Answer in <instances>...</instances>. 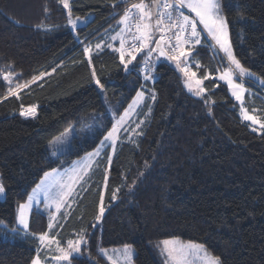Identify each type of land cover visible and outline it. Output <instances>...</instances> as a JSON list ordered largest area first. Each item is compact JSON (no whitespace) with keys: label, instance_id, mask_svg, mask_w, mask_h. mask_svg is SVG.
I'll list each match as a JSON object with an SVG mask.
<instances>
[{"label":"trees","instance_id":"trees-1","mask_svg":"<svg viewBox=\"0 0 264 264\" xmlns=\"http://www.w3.org/2000/svg\"><path fill=\"white\" fill-rule=\"evenodd\" d=\"M134 1L71 0L72 17H93L73 30L58 0H0V73H13V87L38 78L19 98L5 99L8 83L0 76V180L6 189L0 198V222L15 228L18 204L44 172L66 167L92 151L111 128L113 116L91 76L95 68L114 115L119 116L140 90L145 101L125 128L129 130L121 132L112 165L107 164V148L87 191L81 190L57 231L64 243L81 229L87 231L91 256L86 253L72 264H110L98 247L125 244L135 249V264H164L157 245L172 238L203 244L223 264H264V130L252 131L241 118L227 85L214 77L219 56L207 44L197 46L188 63L201 78L210 74L203 80L208 104L185 88L174 62L157 60L155 52V80L145 81L138 70L125 72L114 51L120 41L111 37L121 26L115 23L124 8ZM224 3L235 55L264 77V0ZM40 24L47 27H37ZM132 33L128 44L135 42ZM97 43L102 50L95 48ZM88 45L91 66L84 55ZM140 61L142 54L133 63ZM153 90L155 101L150 99ZM21 105H36V117L20 116ZM141 121L136 131L143 134L129 137ZM71 126L75 134L70 151L53 157L48 142ZM117 187V200L112 201ZM101 192L106 211L96 221ZM47 230V217L34 209L29 232ZM37 247L38 239L30 234L0 238V264H30Z\"/></svg>","mask_w":264,"mask_h":264},{"label":"snow or ice","instance_id":"snow-or-ice-1","mask_svg":"<svg viewBox=\"0 0 264 264\" xmlns=\"http://www.w3.org/2000/svg\"><path fill=\"white\" fill-rule=\"evenodd\" d=\"M58 2L67 9L68 25H71L73 29L76 28L77 20L80 17L72 18V10L69 0H58ZM230 2V0H229ZM225 3L224 0H151V4L140 0L139 3L132 4L129 8H126L123 16L118 23L124 25L115 36H112V40L119 39L120 46L115 48L114 51L119 54L120 64L123 65L125 72L139 71L143 74L145 81L155 80L156 62L152 59V54L157 53L156 59L164 57L168 61L175 63V68L179 70L184 76V86L187 90L197 97L204 99V102L208 104L210 97L204 96L206 89L202 87L203 80L209 79L210 74H206L202 79H194L196 73L191 71L189 66V58L192 56L193 50L202 44H207L208 47L217 49L224 55L220 57L221 62L226 60L227 66L219 72L218 79L224 81L231 95L240 102V114L244 121H250L252 125H258L260 129H264V120H261L256 115L249 114V109L244 106L245 95L250 91L245 86L246 80L251 79L254 84H258L264 87V77H259L256 73L250 71L240 60L237 59L233 52L232 44L229 38V21L224 12ZM133 9L136 10L133 13ZM156 9V11H153ZM45 13L49 11L47 7L44 9ZM153 17H155L154 23ZM241 19L243 16L241 15ZM134 23L135 33H132L131 24ZM37 27L46 28L44 24L37 25ZM125 30L131 34V39L134 43L128 44V40L125 38ZM161 33L158 40H153L155 33ZM167 33H172L171 36H167ZM175 43H172V41ZM155 43L156 47L151 48L149 45ZM126 44L128 46L126 47ZM108 48H112L111 44L106 45ZM96 49L101 48V44L95 45ZM145 49L147 52L145 53ZM92 46L88 45L84 48V55L88 59L89 66L92 65ZM142 54V61L134 64L137 61V56ZM142 64V66H140ZM129 65H132L129 68ZM197 68L200 67L198 61L195 62ZM55 71V69H53ZM45 74L41 73L39 78H43ZM2 79L8 83L7 95L19 98L21 90L30 87L32 83H35L38 79L33 77L31 81H26L23 84L16 83L13 87V73H0ZM92 79L95 85L101 90H104V84L101 82L96 74L95 68L91 71ZM143 87V86H142ZM155 101L156 95L153 90V94L150 97ZM145 100L144 91L136 92V96L132 102L124 109L123 114L119 119L115 120L111 128L107 131L103 139L100 140L96 148L86 153L85 157L79 162H74L70 169H65L61 172L57 168L46 171L43 174L40 182L32 189L31 194L28 195L27 200L24 203H19L17 206V224L22 226V229L35 236L40 247L36 249V256L33 258L31 264H47L48 257L45 256L44 260L41 259V250L47 249L53 251L52 245H55V254L51 256V259L56 261L57 264H72V261L80 256H84L86 253L90 257L88 252V238L86 229H81L76 234L75 239H68L66 243L62 244L60 240L54 236L50 237L48 232L40 233L39 235L29 232V214L34 205H40L43 203L44 209L49 211V223L48 229L51 230L55 227L53 221L56 220V216L51 213V208L54 206L57 213L64 207H71L68 203L69 198L74 194H77L76 189L78 185H81L85 181V177L89 174L92 166L95 164L99 166L97 158L102 156L105 148H111L112 154L107 155V164L112 165V156L116 152L117 141L120 139L119 133L121 129L128 123L129 118L136 112L137 107ZM107 103V98L105 97ZM214 103V101H211ZM151 108H149V112ZM211 111V110H209ZM257 109H252L255 113ZM20 116L25 118H35L37 115V106L31 105L25 107L21 105ZM143 122L136 124L135 129H130L135 135H142V132H137ZM129 130V129H125ZM252 131H257L256 127L252 128ZM67 132V130H66ZM65 134H61L63 137ZM62 143L61 138H55L50 143ZM135 143V140L132 141ZM55 155V153H53ZM147 166V165H146ZM104 189H107L109 167L104 169ZM142 176L143 173H140ZM131 185L129 189L131 190ZM6 189L2 180H0V196H3ZM84 191H87L84 188ZM120 188L117 187L112 191L111 200H117V193ZM106 211L105 198L103 192H101L99 198V210L95 217L96 221H100ZM70 215V213H65ZM2 223V222H0ZM160 249L161 255L164 257V264H223L221 257L209 252L203 244L194 242H183L179 239H166L163 240L161 245H157ZM100 254L106 257L110 264H118L122 259L123 264H132L134 250L132 245L125 244L122 250H113V254L110 255L105 248L99 249Z\"/></svg>","mask_w":264,"mask_h":264},{"label":"rangeland","instance_id":"rangeland-1","mask_svg":"<svg viewBox=\"0 0 264 264\" xmlns=\"http://www.w3.org/2000/svg\"><path fill=\"white\" fill-rule=\"evenodd\" d=\"M69 2H71V0H69ZM70 6H71V4H70ZM66 10H67V9H66ZM67 11H68V10H67ZM122 16H123V15H120V16H119V18H118V20L116 21L115 25L120 24V23H118V21H120V19H121ZM72 18L75 19L76 17H72ZM80 18H81V19H80V20H77V22H76V25H77V26H81V25H85V24L89 23V21H90L93 17H92V16H87V17H80ZM70 26H71V25H70ZM77 26H76V27H77ZM71 27H72V26H71ZM122 28H124V25L121 24L120 28L117 29V31H115V32L112 33V36H115L118 32H120ZM72 29H73V28H72ZM75 29H76V28H75ZM75 29H73V30H75ZM129 34H130V33H128L127 31H125L124 35H125V38H126V39L129 38ZM109 36H110V35H108V37H109ZM229 38H230V41H231L230 32H229ZM116 40H119V39H116ZM114 41H115V40H114ZM101 43H102V42H101ZM119 43H120V42H119ZM231 44H232V41H231ZM119 45H120V44H119ZM154 47H155V45H154ZM232 48H233V45H232ZM215 51L218 53V56H219V62H220V63L218 64V67H219L220 71H222L223 68L227 66V62H226V60H225L224 62H221L220 57H222L224 54H223L222 52H219V51H218V47H217V49H215ZM233 52H234V50H233ZM234 54H235V53H234ZM236 57H237V56H236ZM237 59H238V57H237ZM241 64H242V63H241ZM242 65H243V64H242ZM249 70H250V69H249ZM191 71H192V70H191ZM250 71H252V70H250ZM192 72H194V71H192ZM252 72H253V71H252ZM256 75H257V74H256ZM218 76H219V72H217V73L214 75V77L217 78V79H218ZM257 76H258V75H257ZM194 79H202V78H201L200 76H198L197 73H196V77H195ZM218 80H219V79H218ZM220 81H221V80H220ZM221 82L225 83L224 81H221ZM225 84H226V83H225ZM226 85H227V84H226ZM201 86L203 87V84H202ZM245 86H246L247 88H249L250 91H249L248 93H246V95H245L244 106H245L246 108L249 109V114L256 115V116H257L258 118H260L261 120H264V94H263V92L261 91L262 87L259 86L258 84H254V83L252 82L251 79L246 80ZM227 87H228V86H227ZM259 87H260L261 89H260ZM262 90L264 91V89H262ZM100 91H101V90H100ZM140 91H142V90H140ZM228 91H229V93H230V95H231V91L229 90V88H228ZM101 94H102V98H103V100H104V103H105V105H106L107 111L113 116V120H114V123H115V120H116V119H119V117L123 114L124 111H123L119 116L114 115V112L111 110L112 107H111V105L109 104V101H108V98H107L106 94L104 93V91H101ZM135 96H136V95H135ZM105 97L107 98V103L105 102ZM231 97L236 101V103H237V105H238V107H239V114H240V102L237 101L232 95H231ZM248 97H250V100H248ZM132 100H133V99H132ZM144 101H145V100H144ZM144 101L141 103V105H139V106L137 107L136 112L132 114V116H131V117L129 118V120H128V123L124 126L123 129H121V132H122V131H123V130H124V129H125L130 123H131V121H133V119H134L135 116L137 115V112H138L139 108L143 105ZM131 102H132V101H131ZM131 102H130V103H131ZM252 109H257L258 111H256L255 113H253V112H252ZM240 116H241V114H240ZM241 118H242V117H241ZM246 122L249 123V125H250L251 128L256 127V128H257V131H256V132H262V131L264 130V129H260L258 125H252L250 121H246ZM135 128H136V125L133 126L132 129H135ZM66 130H67V132H66ZM66 130H64L63 132H61L60 134H58L57 136H55L54 138H52V139L48 142V144H47L48 149H49V152H50V154H51L53 157L61 156V155H63V154L68 153V152L70 151L71 147H72V139H73V135L75 134V129H74L73 126H71V127L67 128ZM121 132L119 133V136H120ZM62 133L65 134L63 137L61 136ZM129 135H130L129 137H134L135 133H133V132L131 131V132H129ZM58 137L62 139V141H63L62 143H60V142L50 143V142L54 141L55 138H58ZM117 142H118V141H117ZM106 149H107V148H105V150H106ZM93 150H94V149H93ZM93 150H92V151H93ZM105 150H104V151H105ZM90 152H91V151H90ZM53 153H55V155H53ZM103 154H104V153H102V155H103ZM110 154H112V151H111ZM110 154H109V155H110ZM85 155H86V154H84V155L81 156L80 158H76L75 160H73V161H72L69 165H67L66 167H63V168H57V169H59L61 172H63L65 169H70V168L73 166L74 162H79V161H81L82 158L85 157ZM113 156H114V155H113ZM113 156H112V157H113ZM100 158H101V157L97 158V160L99 161ZM96 167H97V166H96L95 164L92 166L91 171H90L89 174L85 177V181H86V182H82L81 185H78V186H77V189H76L77 194H74L72 197L69 198L68 203L71 205V207H64V208H62V209L60 210L59 213L56 212L54 206H53V207L51 208V210H50L51 213L54 214V215L56 216V220L53 221L55 227H54L53 229H51V230L48 229L46 232L49 233V236H50V237L54 236L56 239L60 240L62 244H64V242H63V240L60 239V237H59L57 231H58L59 228L61 227L60 225H61V224L63 225L64 220L66 221V220L69 218L70 215H67V216H66L65 213H70V214H71L72 209L74 208L77 199L81 196V195H79V193L81 192V190H83L84 187L87 189V186L90 185V182H91L92 180H89V179H90V178H91V179L93 178L91 174H92L93 170H94ZM49 171H51V170H49ZM41 179H42V178H41ZM41 179H40V180H41ZM39 182H40V181H39ZM39 182H38V183H39ZM38 183H37V184H38ZM31 192H32V190L30 191L29 194H31ZM26 200H27V198H26ZM26 200H25V201H26ZM25 201H24V202H25ZM24 202H22V203H24ZM34 209H38V210H40V211H41V212L47 217V219H48V223H49V211L44 209V205H43V203H41V204L38 205V206H37V205H34L32 211H33ZM32 211H31L30 214H29V226H30L31 213H32ZM16 217H17V215H16ZM1 222H2V223H0V226H1V227H0V238H13V237H15L17 234H20V235L22 234V236H25V234H28V233H26V232L22 229V226H20V225L17 224V220H16V227H15V228H10V227L7 226V224H6L5 222H3V221H1ZM38 235H39V234H38ZM75 238H76V236L71 237V238H69V239H75ZM172 239H177V238H172ZM179 240H180V239H179ZM181 241H182V240H181ZM183 242H187V241H183ZM161 243H162V242H161ZM161 243H159V245H161ZM194 243H195V242H194ZM39 247H40V245H39ZM100 248H104V247H98V252H99V249H100ZM52 249H53V251H48L47 249H42V250H41V253H40V255H41V259L44 260L45 256L48 257V259H47V264H57L56 261H54V260L51 259V256L55 254V252H54L55 245H52ZM105 249H107L108 252H109V254L112 255V254H113V250H122V249H123V246H122V247H110V248H105ZM133 250H134V256H135V249L133 248ZM99 253H100V252H99ZM134 256H133V262H132V264H135V263H134ZM104 258L108 261V259H107L106 257H104ZM108 262H109V261H108ZM109 263H110V262H109ZM30 264H31V263H30ZM118 264H123L122 259L118 262ZM196 264H198V262H196Z\"/></svg>","mask_w":264,"mask_h":264},{"label":"built area","instance_id":"built-area-1","mask_svg":"<svg viewBox=\"0 0 264 264\" xmlns=\"http://www.w3.org/2000/svg\"><path fill=\"white\" fill-rule=\"evenodd\" d=\"M145 1H148V0H145ZM138 2H140V0H135V1L132 2L131 4L127 5V6L124 8V11H125L126 8H129L132 4H134V3H138ZM135 12H136V10L133 9V13H135ZM132 25L134 26V23H132ZM134 27H135V26H134ZM160 35H161V33H160ZM166 35H167V36H171L172 33H167ZM172 43H175V41L173 40Z\"/></svg>","mask_w":264,"mask_h":264},{"label":"crops","instance_id":"crops-1","mask_svg":"<svg viewBox=\"0 0 264 264\" xmlns=\"http://www.w3.org/2000/svg\"><path fill=\"white\" fill-rule=\"evenodd\" d=\"M125 31H127V30H125ZM129 36H130V34H129ZM128 40V39H127ZM2 197H4V195L3 196H0V198H2Z\"/></svg>","mask_w":264,"mask_h":264},{"label":"water","instance_id":"water-1","mask_svg":"<svg viewBox=\"0 0 264 264\" xmlns=\"http://www.w3.org/2000/svg\"><path fill=\"white\" fill-rule=\"evenodd\" d=\"M159 38H160V37H159ZM159 38H158V39H159ZM158 39H157V40H158ZM155 47H156V45H155ZM155 47H154V48H155Z\"/></svg>","mask_w":264,"mask_h":264}]
</instances>
